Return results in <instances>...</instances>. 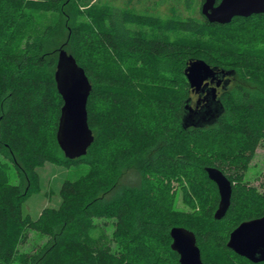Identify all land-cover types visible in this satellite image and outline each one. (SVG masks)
Wrapping results in <instances>:
<instances>
[{"label": "trees", "instance_id": "16d2710c", "mask_svg": "<svg viewBox=\"0 0 264 264\" xmlns=\"http://www.w3.org/2000/svg\"><path fill=\"white\" fill-rule=\"evenodd\" d=\"M71 1L79 19L67 21L59 48L92 83L87 125L94 137L87 153L75 159L66 158L56 141L62 105L54 79L59 48L44 44L53 25L36 21L41 14L60 16ZM262 29L264 13L218 24L204 16L200 22L163 18L90 0H0V153L26 175L22 188L9 182L0 165V264H179L170 247L173 226L194 232L203 264H264L238 256L225 243L240 222L264 213V193L253 191L242 177L264 137V94L228 89L214 124L182 125V107L190 98L184 69L190 60L203 59L264 88V43L237 44L222 33L252 31L263 37ZM214 142L217 148H211ZM46 162L84 163L87 170L65 179L59 204L42 208L33 219L22 205L38 188L36 168ZM206 166L219 168L233 183L220 220L213 217L219 195ZM130 169L140 177L138 186L120 182ZM190 171L213 187L201 212L172 206V178L180 181ZM190 187L186 197L201 194ZM30 230L47 242L20 252Z\"/></svg>", "mask_w": 264, "mask_h": 264}, {"label": "water", "instance_id": "95a60500", "mask_svg": "<svg viewBox=\"0 0 264 264\" xmlns=\"http://www.w3.org/2000/svg\"><path fill=\"white\" fill-rule=\"evenodd\" d=\"M200 12L210 23L227 24L234 17L264 13V0H203ZM186 66L184 74L193 91L201 90L205 80L233 75L232 71L225 72L209 66L203 59L190 60ZM54 79L62 98L56 141L66 158L75 159L87 153L94 139L87 125V100L92 83L76 59L63 48L58 50ZM201 100L203 104L199 107ZM182 108V125L185 128L212 125L223 112L215 88L207 90L205 96L196 101L195 107L190 97ZM204 169L217 186L219 200L213 217L220 220L230 206L233 183L215 166H206ZM169 233L172 240L170 247L178 254L179 264H203L193 231L173 226ZM225 243L238 256L252 263L264 262V213L240 222L229 232Z\"/></svg>", "mask_w": 264, "mask_h": 264}, {"label": "rangeland", "instance_id": "374dc122", "mask_svg": "<svg viewBox=\"0 0 264 264\" xmlns=\"http://www.w3.org/2000/svg\"><path fill=\"white\" fill-rule=\"evenodd\" d=\"M93 2H100L103 4L110 5L115 8H131L133 11L139 13L152 14L159 17H170L174 16L179 19H193L197 22L202 20V14L200 12V7L203 0H90ZM79 17L76 15L73 1L69 2L62 9V12L59 15L52 14H41L37 17L36 21H39V24H52L53 30L50 32L48 37L45 38L44 44L46 49L53 50L59 48L61 43L65 40L66 27L68 22L77 20ZM68 21V22H67ZM234 25L241 24L240 22L233 23ZM264 32V30L262 29ZM228 39L231 38L237 44L245 45L247 43L255 42L259 43L257 46H261L264 43V33L263 37L254 35L252 31L238 33H233L229 31H223ZM253 38V41H250ZM256 39V40H255ZM249 41V42H247ZM135 66L140 62L135 60L132 62ZM244 81V80H243ZM240 78H233L230 85L228 86L229 90H233L240 86L245 90L255 93L256 95H263L264 88L255 86L248 82H243ZM176 87L175 82L173 83ZM227 89V90H228ZM193 101H195V96L191 94ZM208 140V139H206ZM211 145V144H210ZM217 144H212L211 148H217ZM250 163L243 171V181L247 184L253 191L264 193V187L262 183L264 182V137L262 142L257 147L255 154ZM0 165H5V174L8 177L10 183L20 184L22 188L26 187V175L17 172L13 166L12 161L9 159V156L6 153H0ZM87 170L86 164L84 163H75L71 167H65L58 163L46 162L36 168V173L38 176V188L36 191H32L27 198L25 199L22 209L24 214H29L33 219L38 216L41 209L44 207H56L60 202L59 197V188L62 182L65 179H74L81 174L85 173ZM191 177H188L190 176ZM25 176V177H24ZM194 177L196 179H194ZM139 175L134 170H128L125 173V176L122 177L120 182L125 183L126 187H133L139 185ZM201 180V181H199ZM198 187L201 194L195 195L193 198L186 197L185 193L192 192L190 187ZM212 185L206 182V180L201 179L200 175L195 174L190 171L187 177L183 175L180 181L172 178L170 193L174 192L172 206L178 211L191 212L192 210L200 212L204 210L203 204L205 202V197L211 196L210 190H212ZM33 189V188H32ZM169 193V194H170ZM211 198H208L210 200ZM201 206V207H200ZM108 230H112V221H109ZM47 242V237L41 235L35 231H28L26 233V239L19 245L20 252L31 253L38 250L39 247L43 246Z\"/></svg>", "mask_w": 264, "mask_h": 264}, {"label": "flooded vegetation", "instance_id": "af4514ba", "mask_svg": "<svg viewBox=\"0 0 264 264\" xmlns=\"http://www.w3.org/2000/svg\"><path fill=\"white\" fill-rule=\"evenodd\" d=\"M232 79H233L232 76H224L223 78H220L218 76L213 80L211 79L205 80L201 86V90L193 91L191 88H189L191 94L195 96V101H193V98L190 95L192 106L195 107L196 101L202 99L207 93V90H210L211 88H215L216 96L220 97L222 92L228 89V86L230 85ZM202 104L203 102L201 100L199 102V107L202 106Z\"/></svg>", "mask_w": 264, "mask_h": 264}]
</instances>
